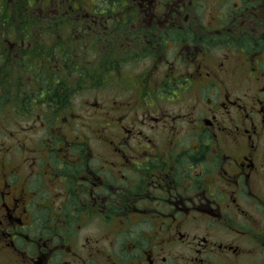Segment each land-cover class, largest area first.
<instances>
[{"label":"flooded vegetation","instance_id":"obj_1","mask_svg":"<svg viewBox=\"0 0 264 264\" xmlns=\"http://www.w3.org/2000/svg\"><path fill=\"white\" fill-rule=\"evenodd\" d=\"M0 125V264H264V0H0Z\"/></svg>","mask_w":264,"mask_h":264},{"label":"rangeland","instance_id":"obj_2","mask_svg":"<svg viewBox=\"0 0 264 264\" xmlns=\"http://www.w3.org/2000/svg\"><path fill=\"white\" fill-rule=\"evenodd\" d=\"M85 1H87V0H85ZM90 1H92V2H93V1H95V0H90ZM0 129H1V125H0ZM94 146H97V145H96V144H94Z\"/></svg>","mask_w":264,"mask_h":264}]
</instances>
